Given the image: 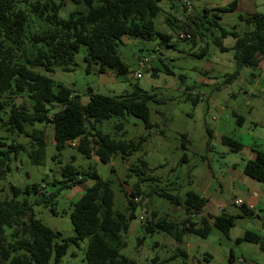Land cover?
<instances>
[{
  "label": "rangeland",
  "instance_id": "1",
  "mask_svg": "<svg viewBox=\"0 0 264 264\" xmlns=\"http://www.w3.org/2000/svg\"><path fill=\"white\" fill-rule=\"evenodd\" d=\"M230 1L160 0V11L154 23L170 38L144 39L124 34L117 48L120 58L128 65V72L124 75L116 74L112 69L99 71V64L95 62L87 68L83 45L74 54L69 70H63L58 65L52 72L37 68L52 78L54 91L58 84L65 85L79 94L82 103L88 99L89 88L93 92L120 94L131 91L138 84L151 90L157 99L148 102L152 127H146L142 119L131 114L113 115L101 121L97 127L115 139L137 143L143 138L139 150L130 156L122 157L118 152L108 162H102L96 155L84 156L71 143L58 152L53 126L36 122L35 127L45 129L46 146L42 163H34L24 150L11 158L9 170L0 178V201L12 196L11 185L25 188L37 184V193L57 191L65 175L63 166L71 163L80 172L91 168L101 178L110 181L114 192V210L129 213V191H135L138 186L139 192L135 191L134 198L137 203L135 216L129 220V228L124 233L126 245L120 249V253L128 258L126 264H177L184 259L177 254V247L186 250V260L193 264H264V250L258 244L236 240L246 230L263 234L264 227L252 211L245 212L242 204L234 202L236 199L243 201L245 192L229 170H242L247 159H251L256 151L264 150V58L256 67L237 68L233 49L223 51L216 42L220 38L223 45L231 47L234 38L231 35L221 37V27L244 32L248 26L238 15L264 12V0H237L235 10L219 12L217 19L211 11L204 12V7L224 5ZM182 4L187 10H180ZM73 7V3L66 0L59 15L67 17ZM189 12L196 14L195 22L191 21L193 15H187ZM179 13H182L185 27L173 20ZM167 17L172 18L170 23ZM190 29L193 33L188 31ZM183 32H190L191 36L184 37ZM143 57L148 66L142 70L140 77H136L138 60ZM149 66L156 67V70L147 69ZM235 71V76L228 78ZM187 95L198 96V100L194 102ZM15 97L18 104L30 108L26 92L11 98L3 96L2 99L11 102ZM10 108L9 105L0 109V144H8L12 140L26 144L29 136L10 133L6 129V111ZM118 122L123 123V129L115 127ZM30 128L27 124L26 129L29 131ZM226 138L241 142V149H232ZM140 157L146 160L147 166L141 164ZM204 181L210 184L211 193L208 195L211 204L217 201L229 204L230 213L237 215L227 234L212 226L205 238L186 233L181 241H177L153 224L152 229H146V223H153L159 217L181 222L186 216L182 203L169 202L166 197L152 192L153 188L164 189L182 198L189 190L203 193L201 186ZM92 182L91 178H86L72 189H59L54 198L55 212L43 202L33 205L35 216L60 232L59 242L61 238L75 235L69 214L79 196L78 191ZM22 196L17 195V198ZM24 196L29 201L36 197L33 192ZM203 210L208 212L204 214L211 222L214 211ZM224 210L225 205L217 213ZM140 215L143 218H139ZM87 242L88 238L69 241L65 254L57 264H85ZM0 264H7V261H0ZM50 264L55 263L51 260Z\"/></svg>",
  "mask_w": 264,
  "mask_h": 264
},
{
  "label": "trees",
  "instance_id": "2",
  "mask_svg": "<svg viewBox=\"0 0 264 264\" xmlns=\"http://www.w3.org/2000/svg\"><path fill=\"white\" fill-rule=\"evenodd\" d=\"M74 7L67 17L59 15L66 0H0V109L11 106L6 111V129L10 133H25L28 142L12 140L0 146V178L9 170V162L17 153L24 150L30 159L41 164L45 152V129L35 127L36 122L53 126L55 148L58 152L71 143L86 157L96 155L102 162H108L112 155L120 153L128 157L139 150L143 138L135 143L133 140L115 139L104 133L98 124L113 115H134L143 120L146 127H152L148 102L156 99V94L135 84L131 91L120 94H104L88 90V99L82 103L78 93L62 84L52 89L53 80L41 73L37 68L52 72L54 66L63 70L70 69L74 54L80 46H85L84 60L87 68L92 62L99 64V71L112 69L116 74L128 72V65L118 54V45L124 34L132 37L151 39L160 37L170 38L168 34L156 28L154 18L160 11V0H70ZM238 1L231 0L224 5L204 7V12H212L214 18H219V12L233 11ZM180 10H187L182 4ZM191 21L195 22V13ZM238 18L248 26L244 32L236 28L221 27V37L231 35L234 44L227 47L220 38L216 42L221 50L233 49V57L237 68L241 66L256 67L264 58V12L253 11ZM172 18L167 17L170 23ZM185 27L182 13L173 17ZM215 21V20H214ZM188 31H193L190 29ZM184 37H190V32H183ZM153 71L156 67H148ZM237 71L229 75L234 77ZM26 92L30 98V108L3 100V96L14 97ZM187 97H191L187 95ZM193 101L198 96L191 97ZM157 100V99H156ZM30 125V130L26 125ZM118 130L123 129V123L115 124ZM233 149H241L242 143L231 138L225 139ZM184 144V143H183ZM4 147V148H3ZM58 154V153H57ZM54 155V157L57 156ZM143 166H147L144 158L140 157ZM132 168H130L131 170ZM249 177L264 183V150L256 151L251 159H247L242 168ZM64 178L59 189L75 186L86 178L93 182L87 185L80 197L72 206L69 214L75 230L71 238H57L60 232L45 225L34 214L33 205L38 202L49 204L55 210L54 198L57 191L37 193V184L21 188L11 185L12 196L0 201V261L7 264H50L52 260L59 263L65 254L69 241L88 238L84 252L85 264H126L128 258L120 253L126 245L124 233L129 228L137 203L135 191H129V213L113 209L114 192L110 181L101 178L91 168L80 172L74 165L67 163L63 166ZM70 182L71 184H67ZM35 193L33 201L24 194ZM166 197L169 202L183 204L185 218L181 222L159 217L155 222L145 224L146 229L155 226L181 241L186 233L205 238L211 227L216 226L224 234L234 225L233 215L226 208L214 215L210 222L202 214L207 199L193 190L186 191L182 198L164 189H152ZM23 194L18 199L17 195ZM141 195V194H140ZM244 211L250 208L242 204ZM9 231V232H7ZM237 241L246 240L259 245L264 250V233L246 230ZM182 259L177 264H193L186 260L185 249L177 247ZM230 257H233L231 253Z\"/></svg>",
  "mask_w": 264,
  "mask_h": 264
},
{
  "label": "crops",
  "instance_id": "3",
  "mask_svg": "<svg viewBox=\"0 0 264 264\" xmlns=\"http://www.w3.org/2000/svg\"><path fill=\"white\" fill-rule=\"evenodd\" d=\"M52 132H53V128H52ZM229 170L233 174V179H236V181L240 182L239 187L243 190V192H245V198H243L244 204L247 207H249L250 211H252L253 214L261 220V225L264 227V183L259 182L249 177L243 172V170H236L235 168H230ZM209 185H210L209 181L208 182L204 181V183L201 186L203 193H199L201 196L207 199V203L204 206V208L212 209L214 211V215L219 214L217 213V211L220 210L223 205H225V208L227 211H230V208L227 207L229 204H225L220 201L215 202V204L212 202L211 204V202L209 201V195H208L209 193H211L209 191ZM76 186L77 185H75L74 187ZM74 187L72 186L69 188L72 189ZM82 192L83 190L78 191V194H79L78 197H80ZM259 210L261 212L260 214H259ZM205 212L206 210L205 211L203 210L202 213L204 214Z\"/></svg>",
  "mask_w": 264,
  "mask_h": 264
},
{
  "label": "built area",
  "instance_id": "4",
  "mask_svg": "<svg viewBox=\"0 0 264 264\" xmlns=\"http://www.w3.org/2000/svg\"><path fill=\"white\" fill-rule=\"evenodd\" d=\"M138 65H139V70L137 72H135L136 77H140L142 75V70H144L146 68V58L143 57L141 59L138 60ZM235 203H239V204H244V202L241 199H236ZM139 218H143L142 215L139 216Z\"/></svg>",
  "mask_w": 264,
  "mask_h": 264
},
{
  "label": "water",
  "instance_id": "5",
  "mask_svg": "<svg viewBox=\"0 0 264 264\" xmlns=\"http://www.w3.org/2000/svg\"><path fill=\"white\" fill-rule=\"evenodd\" d=\"M16 103H18V101H16Z\"/></svg>",
  "mask_w": 264,
  "mask_h": 264
}]
</instances>
